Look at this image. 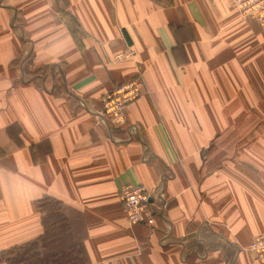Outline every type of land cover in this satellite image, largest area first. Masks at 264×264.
<instances>
[{
	"label": "crops",
	"instance_id": "1",
	"mask_svg": "<svg viewBox=\"0 0 264 264\" xmlns=\"http://www.w3.org/2000/svg\"><path fill=\"white\" fill-rule=\"evenodd\" d=\"M137 74L129 126L101 121ZM128 185L164 192L153 227ZM48 201L80 264H260L264 24L232 0H0V264L46 238Z\"/></svg>",
	"mask_w": 264,
	"mask_h": 264
},
{
	"label": "built area",
	"instance_id": "2",
	"mask_svg": "<svg viewBox=\"0 0 264 264\" xmlns=\"http://www.w3.org/2000/svg\"><path fill=\"white\" fill-rule=\"evenodd\" d=\"M242 19H253L264 24V0H232ZM134 51L129 50L115 58L116 62L132 59ZM146 91L145 81L141 74L105 95L101 101L102 110L98 116L106 124L119 127L129 126L126 108L138 100ZM120 202L131 225L153 227L156 216L167 208V200L163 191L150 195L142 185L125 186L120 190ZM249 250L256 255L260 264H264V234L257 236Z\"/></svg>",
	"mask_w": 264,
	"mask_h": 264
},
{
	"label": "rangeland",
	"instance_id": "3",
	"mask_svg": "<svg viewBox=\"0 0 264 264\" xmlns=\"http://www.w3.org/2000/svg\"><path fill=\"white\" fill-rule=\"evenodd\" d=\"M56 87L58 88V90L62 89L61 82H57ZM101 105H102V103H101ZM101 110H102V108H101ZM46 208L49 212L46 211L45 214L43 215V217H45L44 220H46L47 222H52V223H59L61 225V227H60L61 233L59 235H57L55 233V235L51 238V240L49 239L47 242L48 246L51 245V248H50L51 252L49 251V249H48V251L43 252L41 247H39L37 252H33V253H30V254L25 256L24 252H25V254L27 252L25 250L19 251L17 249L14 252H12L13 250H11V251L7 252V254L4 258V260L8 261V264H10L12 262H13V264H40L41 263L40 261H42L41 264H48L47 263L48 259L47 260L45 259L46 257L44 255V253L45 254L52 253L53 255H62L66 251L64 249H66V248L68 249L71 246H73L72 243L68 242L69 239H71V236L69 233L70 225L68 224V221L64 219V215H63L64 213L61 210L62 209L61 206L52 203L50 205H47ZM51 211L56 212L54 217H53L54 214H51ZM56 227H58V226H56ZM40 246H41V244H40ZM63 246H67V247L63 248ZM8 253H11V254H8ZM38 253H40L39 255L42 256L43 258H39V259L35 258L34 254H38ZM9 261H12V262H9ZM56 264H62V263L59 262Z\"/></svg>",
	"mask_w": 264,
	"mask_h": 264
},
{
	"label": "trees",
	"instance_id": "4",
	"mask_svg": "<svg viewBox=\"0 0 264 264\" xmlns=\"http://www.w3.org/2000/svg\"><path fill=\"white\" fill-rule=\"evenodd\" d=\"M52 203L58 205V203H56L54 201H48V202H45V203L41 204L40 210H41V213L43 215L45 214L46 211H48L47 208H46V206L47 205H50ZM55 213H56L55 211H51V214H54L53 217L55 216ZM44 218L45 217H43V223H44L45 228H46V232H45L46 238L41 239L39 243H36V244H32V245H29V246H26V247L19 248L18 249L19 251H21V250L27 251L26 254L24 252V255L25 256L28 255V254H30V253L37 252V250L39 249V247L46 249V251H48V249H49V251L51 252V249H50L51 248V245L48 246V244L46 243V241L49 239V236L50 235H55V233L57 235H59L61 233V228H60L61 225L59 223L47 222L46 220H44ZM56 226H58V227H56ZM40 244H41V246H40ZM65 247H67V246H63V248H65ZM69 249H70V251H69ZM15 250H17V249H14L12 252H14ZM64 250H68V251H65V253L67 252L66 255H64V254H62V255H53L52 253H49V254H45L44 253V255L46 257L45 259L46 260L48 259L47 260V263L48 264H56V263L61 262L62 264H80V260L78 259L77 254H75L76 247L74 245L71 246L70 248H68V249L66 248ZM11 253H8V254H11ZM39 254L40 253L34 254L35 258H37V259L43 258ZM5 256L6 255L3 253V255L1 257V260H3L5 258ZM9 262H12V261H9ZM40 262L42 263V261H40ZM10 264H13V262L10 263Z\"/></svg>",
	"mask_w": 264,
	"mask_h": 264
}]
</instances>
